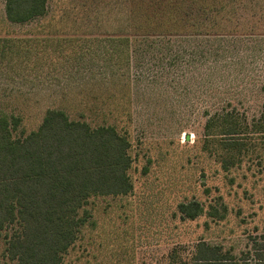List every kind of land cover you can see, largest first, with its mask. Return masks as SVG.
Segmentation results:
<instances>
[{
    "label": "rangeland",
    "instance_id": "1",
    "mask_svg": "<svg viewBox=\"0 0 264 264\" xmlns=\"http://www.w3.org/2000/svg\"><path fill=\"white\" fill-rule=\"evenodd\" d=\"M47 8L10 22L0 0V114L20 118L15 137L50 108L114 125L132 156V191L89 199L63 264H191L200 240L255 264L264 139L249 134L253 147L226 164L220 128L207 124L215 113L252 122L264 111V0H48ZM192 201L202 207L193 218L179 208ZM12 231L0 229V264H14L5 252Z\"/></svg>",
    "mask_w": 264,
    "mask_h": 264
},
{
    "label": "trees",
    "instance_id": "2",
    "mask_svg": "<svg viewBox=\"0 0 264 264\" xmlns=\"http://www.w3.org/2000/svg\"><path fill=\"white\" fill-rule=\"evenodd\" d=\"M47 3L5 0L6 19L27 22L44 16ZM105 40L116 43L128 37ZM19 124V117L0 114V229L13 228L6 234V256L14 264H63L87 220L88 211L82 216L79 211L89 199L132 191L131 141L114 125L92 126L57 108L48 109L38 128L23 137L13 134ZM211 126L220 128L219 145L229 153L226 164H236V154L253 147L249 134L264 139V111L252 122L233 110L215 113L207 124ZM179 208L192 218L202 212L198 201L180 203ZM212 214L219 215L216 208ZM254 246L255 264H264V232ZM191 264L239 263L220 245L200 240Z\"/></svg>",
    "mask_w": 264,
    "mask_h": 264
}]
</instances>
